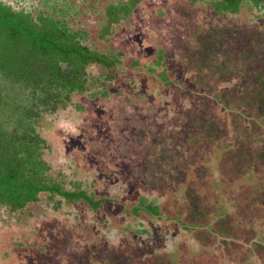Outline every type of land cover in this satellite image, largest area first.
<instances>
[{
	"label": "rangeland",
	"instance_id": "1",
	"mask_svg": "<svg viewBox=\"0 0 264 264\" xmlns=\"http://www.w3.org/2000/svg\"><path fill=\"white\" fill-rule=\"evenodd\" d=\"M3 1L35 15L58 2L92 48L121 55L37 125L58 180L93 202L0 207V264H264L258 9L138 0L103 38L104 10L126 0Z\"/></svg>",
	"mask_w": 264,
	"mask_h": 264
},
{
	"label": "trees",
	"instance_id": "2",
	"mask_svg": "<svg viewBox=\"0 0 264 264\" xmlns=\"http://www.w3.org/2000/svg\"><path fill=\"white\" fill-rule=\"evenodd\" d=\"M137 1L112 2L106 7L109 25L102 31L103 38L113 24L130 15ZM188 1L206 3L220 15L237 14L250 2L258 9L256 17L263 21L257 23L264 29V0ZM58 6L54 2L35 15L0 0V207L11 211L22 212L38 202L43 192L56 205L57 195L93 202L86 192L66 190L58 180L44 156L50 150L49 141L37 125L44 113L67 106L73 92L88 87L91 65H101L110 79L106 70L120 62L121 53L92 48L85 41L87 34L73 29L67 22L69 12ZM150 208L157 213V208Z\"/></svg>",
	"mask_w": 264,
	"mask_h": 264
}]
</instances>
